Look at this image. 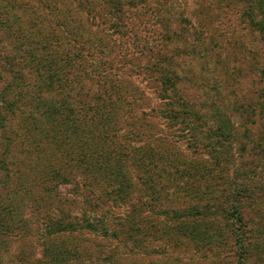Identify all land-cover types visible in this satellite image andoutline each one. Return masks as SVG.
Returning <instances> with one entry per match:
<instances>
[{"label":"rangeland","instance_id":"374dc122","mask_svg":"<svg viewBox=\"0 0 264 264\" xmlns=\"http://www.w3.org/2000/svg\"><path fill=\"white\" fill-rule=\"evenodd\" d=\"M41 1L49 5V16L35 0H0V53L23 56L25 64L36 56L41 63L46 57L41 39L48 33L52 58L73 50L77 55L88 51L93 59L105 49L103 62L117 51L128 59L127 46L118 49L122 38L112 34L116 22L125 37L140 34L141 45L166 53L168 62L160 67L172 75L174 89L161 93L156 79L150 82V74H141L146 59L135 51L131 84L108 95L93 87L79 91L65 67H50L49 72L66 75L65 90L74 100L64 105L60 93L41 82L47 76L42 64L37 73L25 68L24 91L13 90L8 99L14 110L1 106L5 129L16 139L14 179L5 185L0 173V230L11 232L0 235V264H43V255L48 264H264V126L247 130L241 121V109L264 83V0H204L200 13L196 0H144L157 5L165 24L141 32L130 26L126 4L142 0H114L123 7L120 14L107 0ZM77 72L83 79L82 68ZM4 79L10 78L2 75L0 89ZM182 104L201 117L190 128L192 135L174 124L178 115L174 127L160 117ZM190 119L194 116L188 113L184 120ZM24 134L29 137L20 146L18 135ZM58 174H65V183L53 184L51 177ZM247 185L250 198L236 195ZM228 203L243 210L242 228L235 211L220 215ZM204 208L212 214L195 217ZM54 213L84 215L92 225L105 224L106 234L93 229L54 233L46 239L49 257L33 233ZM241 229L247 252H241Z\"/></svg>","mask_w":264,"mask_h":264},{"label":"trees","instance_id":"16d2710c","mask_svg":"<svg viewBox=\"0 0 264 264\" xmlns=\"http://www.w3.org/2000/svg\"><path fill=\"white\" fill-rule=\"evenodd\" d=\"M141 1V0H140ZM203 1L204 0H196V9L198 10V13L202 12L205 10V7L203 6ZM38 10H40L42 13L45 14V16H49V5L42 2L41 0H35ZM125 4V3H124ZM107 5L109 7L113 8V10L117 13L120 14L123 11L122 5H120L117 2H114V0H107ZM128 8L131 10V16L133 17L132 20H130V26L138 28L137 31L141 32L146 30L149 26H155V24L158 22L160 23V26L162 27L164 23V17L159 15L160 10L155 4L153 7L151 5H147L144 0H142L139 5L137 3H127L126 4ZM159 11V12H158ZM84 12L88 15L90 14V9L87 8V11L84 10ZM158 12V14H157ZM177 15L180 16L181 13L177 12ZM174 18L178 26H181V23L178 21V16ZM54 18L58 17V15L52 14ZM118 20V18H117ZM61 26L63 27V32L66 35H69V30L68 26L66 23H62ZM112 28L114 31H112V34L118 35L119 37L122 38L121 41L118 43V49H121V47H126V50L128 51V59H126V55L123 53H120V51H117V55H114V58L111 60H106L103 62V57L105 56V49H102L101 52L95 54L94 58L92 59V56L88 53L85 54H75L73 50H66L64 53L63 52H58L57 58H52V53L48 52V49L50 47V35L48 33L43 34V39L42 43L43 45L41 46L42 50L44 48V52L46 53V57L44 61L41 63H37V58L36 56H33V60L29 61L27 64H25L26 59L23 56L17 57L13 55L11 52H5L4 50L0 53L1 55V60H0V70L2 73L0 74V80H2V75L5 74V76H8L9 82L4 79V84L3 87L0 89V173L3 174V177H5V180L3 181V184L8 185L7 182L10 183L12 181V176L14 172V167L13 163H11V158L13 155V149H14V141L16 138L9 132L8 130L5 129L6 122L8 119L5 118V116L2 113L3 108L1 107L2 105L7 109L8 112H12L14 110L13 105L15 106L16 104L14 102H9L8 99L10 97V94L13 90H17V92L22 93L24 91V88L26 86V77L24 75V70L25 68L30 67V69L35 68V72L37 73V66H40L42 64L43 72H47L46 78L44 76L42 77L43 84H45L46 88L53 89V92H59L61 95V103L64 105V102H69L74 100L73 97H70L69 92H66V84L64 81L65 76H71L70 83H75L77 86V82L75 80H78L79 84V91L82 90V88H85L86 91L85 93H88V88L91 89L97 88V92L100 90H104L107 92V95L109 93H113L114 91H120L123 92L126 90L127 85L131 84V79L133 77V71L132 68L130 67L131 65V58H133V53L134 51L139 53V55H142V58L146 59V63L142 67L141 74L146 75L150 74L149 81L152 82L155 79V82L157 83L158 88H160L161 93H167L168 90L172 91L174 89V83L172 82V75L168 71H164L162 67H160V64L163 61L168 62V58L166 56V53L162 51V49H158L155 45H152L150 47L143 46L141 45L142 39L140 37V34H133L131 36L125 37V34L122 32V27H119L116 22L112 24ZM41 32V31H40ZM179 33V30H178ZM176 34V31H173L172 35ZM134 37V38H132ZM135 50H131V49ZM12 51V50H11ZM15 51V50H14ZM38 50H36L37 52ZM130 51V52H129ZM25 52V51H24ZM81 52V50H80ZM9 53V54H8ZM33 55V53H30ZM111 51H107V55H110ZM12 55V56H10ZM137 58L138 55H137ZM155 58L156 62L151 66L149 63L151 60ZM58 62V66L57 63ZM140 63V61H138ZM141 64V63H140ZM159 64V65H158ZM253 63H250L249 66H251ZM65 67L66 68V75H63L64 73H59L58 70H54L49 72L50 67ZM134 66V65H133ZM254 66V65H253ZM82 68V74H83V79L81 77H78L80 75L79 72ZM49 72V73H48ZM76 72V73H75ZM137 73V72H136ZM152 73L156 74V77L153 78ZM73 74H77L73 75ZM158 75V76H157ZM53 77H56L55 83L53 81ZM110 77L111 79H114L115 81L109 82L106 79ZM41 78V77H40ZM95 79V80H94ZM109 79V80H111ZM82 82V83H81ZM261 85L259 86V89L257 91V95L255 98L248 104V106L244 109H241V121H243V125L247 128V130L251 129L252 127H255L256 125H263L264 126V83H260ZM55 89V90H54ZM82 92H79V94ZM78 95V94H77ZM79 98L81 96L79 95ZM47 107L49 108L50 105ZM6 112V111H5ZM190 113L191 115L194 116V119H190L191 122L185 121L184 118H186V115ZM189 111L185 105H180L179 109L177 111H172L171 109L168 110L165 113V119L160 115V117L165 121L168 122L171 126L173 124L171 122H174V119L177 117V115L180 117L178 118V122H174V124L177 125V127H181L183 129V132L187 131L194 133V131H190L192 128V125L196 124L197 126L199 124V120H201V117L198 115H194L196 113ZM257 117V118H256ZM58 121L63 125L65 124V116H63L62 110L58 112ZM229 121V120H228ZM174 127V126H173ZM176 127V128H177ZM58 131H60V127L57 128ZM62 131V130H61ZM77 131L79 132V128H77ZM249 135V132H246ZM198 135V132L195 133ZM211 131L207 130L206 135L208 137L211 136ZM22 136L21 137V143L20 146L25 145V141H27L26 137L27 134L25 135H18ZM17 136V137H18ZM70 137L72 138L73 141H77L75 132L70 133ZM20 138V137H19ZM196 137L191 136L188 141L192 142V148L196 149L197 145L195 142ZM231 142L235 138L233 134H231ZM18 140V138H17ZM20 140V139H19ZM217 141L220 143L221 142V137L217 136ZM203 148H206L204 146ZM27 164H30V160L26 162ZM264 168V167H263ZM113 172V171H112ZM115 173V172H113ZM65 174H58L55 177H51V180L54 181L53 184L55 183H65L66 178H64ZM61 178V180H59ZM79 186V185H78ZM77 186V187H78ZM82 188L85 186V184L81 182L80 187ZM116 192H121V188H115ZM250 186H242L241 187V192L240 189H237L236 195L241 193V196L245 198H250ZM233 194L234 197L231 198L232 201L236 200V196ZM100 196V195H99ZM242 200V198H241ZM227 207H223L220 215H231L235 211L237 213V222L241 224V228L245 225L243 224L245 221V215L243 210L241 209V213L234 208H237L236 206L231 205V203H228ZM232 211V212H231ZM86 213V212H85ZM248 213V211H247ZM111 213H106L105 215L109 216ZM211 211L209 208H204V210L200 211L197 210V213L195 217H201V215H211ZM107 218V217H106ZM233 226V225H232ZM2 225L0 224V228ZM3 228V227H2ZM40 231H38V226L36 230L34 231L33 235L37 238V241L40 242L41 246L44 248L45 254H47L46 250V239L47 237L53 235L54 233H60V234H69L70 232H75L79 230H85V231H91L93 229V232L101 231L103 234H106V228L105 224H98V225H92L89 223L87 219H85L84 215H82V219H76L70 216H67L63 213H54L51 216L48 217L46 221L42 220L40 223ZM10 233L11 232L7 229L0 230V235ZM7 235V234H6ZM234 235V234H233ZM236 237V234H235ZM239 241L241 242V252L244 250L247 252V247H248V239L243 235V231L241 229L240 234H239ZM238 242V241H237ZM52 256V253L47 254ZM113 255H111L112 257ZM43 259V264H48V262H45V256H42ZM241 260L243 262L247 261L246 256L241 254Z\"/></svg>","mask_w":264,"mask_h":264}]
</instances>
